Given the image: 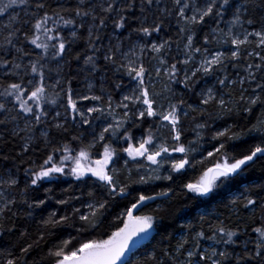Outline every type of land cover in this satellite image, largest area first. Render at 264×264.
Segmentation results:
<instances>
[{
	"label": "snow or ice",
	"instance_id": "1",
	"mask_svg": "<svg viewBox=\"0 0 264 264\" xmlns=\"http://www.w3.org/2000/svg\"><path fill=\"white\" fill-rule=\"evenodd\" d=\"M5 16L0 23V149L18 147L16 158L32 166L24 170L23 181L16 175L19 167L0 169V237L14 234L24 241L0 252V264H42L35 256L41 242L48 243L46 237L61 227L79 234L98 230L112 208L123 209L116 216L123 227L107 239L74 245L75 236L61 238L42 259L47 264H129L132 247L166 231L168 217L159 206L152 214H139L163 198L172 217L198 216V226L181 225L188 235L160 247L159 254L152 252L145 264H264V178L231 201L233 209L242 206L246 213L235 212L241 223L229 226L218 219L213 224L203 214L223 191L239 190L250 171L259 167L264 172V0H0V17ZM171 18L177 38L153 43ZM198 31L203 33L200 46L194 43ZM173 46L183 55L169 60ZM146 51L156 54L148 63ZM75 64L84 67L72 72ZM165 69V89L157 92L155 81L165 79ZM105 70L135 81L115 105L110 94H95L90 81L87 91L73 87L80 72L87 78ZM208 77L218 87H197ZM176 84L198 94V103L177 96ZM90 101L98 106H88ZM241 112L248 117L258 113L255 123L246 131L235 122L215 129L211 150L203 148L209 118ZM50 124L58 139L49 136ZM186 127L195 131V139L186 137ZM249 136L259 142L235 154L230 145ZM40 143L44 154L37 163L31 157ZM209 157L216 159L199 169L198 179H185ZM9 159L8 152L0 154V160ZM69 177L94 178L97 191L88 192L89 211L72 205L80 196L55 198L61 208L71 206V215L49 212L33 236L29 221L54 199L44 182ZM158 181L167 187L157 191ZM173 185L181 197L174 206ZM41 190L46 198L39 197Z\"/></svg>",
	"mask_w": 264,
	"mask_h": 264
},
{
	"label": "trees",
	"instance_id": "2",
	"mask_svg": "<svg viewBox=\"0 0 264 264\" xmlns=\"http://www.w3.org/2000/svg\"><path fill=\"white\" fill-rule=\"evenodd\" d=\"M57 2L58 0H52L53 4ZM59 2H64V0H59ZM6 20H7V16L0 17V23L6 22ZM64 31L67 32L68 30L65 29ZM177 31H178V27L176 20L175 18H171L164 22V28L160 36L153 37L151 38V40L153 43H163L164 40L166 39H176ZM207 31L208 29H204V33H206ZM126 36L127 33L122 35L121 39H125ZM202 40H203V33L198 31L194 43L196 44V46H200V44H202ZM139 42L146 43L145 40H140ZM180 43L182 47L183 41L181 40ZM125 45H127V41H125ZM27 47L31 49L34 46L27 45ZM39 51L40 50L38 49L36 50V52ZM144 55H145V62L148 63L149 62L148 58L150 56H155L156 54L146 51ZM182 55L183 53L177 52L175 50V46H173V51L168 58L169 60H172V57L182 56ZM197 60H199V54H197ZM151 63L155 64L156 62L151 61ZM83 67H84L83 64H75L74 67L72 68V72H76L77 69ZM235 74H236V70H232L230 72V75H235ZM162 76H164L165 79L155 81L157 92H160L165 89L166 76H167L166 69L162 72ZM89 81L94 85L93 91L95 94H105V95L110 94L112 97L113 105L119 103L120 100H122V96L124 94H128V92L135 87V81H131L126 75L123 77H118L111 72H107L106 70L97 72L94 76L87 78L85 72H80L77 79L73 81V87L74 89L81 92L87 91L86 85ZM117 81H120L122 83V87L120 89H116L115 87V83ZM213 86L218 87V85L216 84V80L213 77H208L205 80L201 81L200 85H197V87H213ZM172 87L177 96H183L189 103H198V94H193L192 92L186 90L182 84H176L173 85ZM102 89L105 91L102 92L101 91ZM94 105H97V102H91V101L88 102V106H94ZM52 110L54 112L55 107H53ZM60 110L62 111L63 109ZM117 111L122 112L123 109H118ZM256 115H258V113L254 112L253 117H248L241 112L239 115L233 113L232 115L226 116L223 119H219V120H213L209 118L208 127L202 130L205 141L202 142L203 148L207 150H211L213 142H210V138L215 129H220L226 125L235 122L237 127L244 128L246 131L247 127H251V124L255 123ZM197 119H204V117L197 116ZM106 122H107V118L101 123H106ZM192 123H193L192 121L187 122V124H192ZM49 128L51 129V131H49V136L58 139L59 138L58 134L56 133L55 129L52 128L51 124L49 125ZM69 128H71V122L69 123ZM43 130H44L43 127H41L39 131H43ZM143 131L146 133L147 129L145 128ZM163 134L167 136L166 132H164ZM37 135H39V133H37ZM135 135L139 137L141 135V130L137 129L135 131ZM185 135L186 137H190L192 139L196 138L195 131H192L190 128L187 127H186ZM64 142H67V140H65ZM257 142H259L258 139L249 136L247 137V139L237 142V144L234 146L230 145V147H234L235 154L240 155L244 151H246L248 147H250L252 144ZM16 143L17 141H13L14 145ZM42 148H43V144L40 143V148H38L37 151L34 154H32L31 157L32 160H35L37 163L41 162V157L44 154L42 151H40V149ZM3 152H8L11 156V159L6 161L0 160V169L6 166L9 169L15 170L17 167H19V171L16 172V175L21 178V181L25 180L26 177L24 176V170L28 167H31L32 165L28 163H22L20 159L16 158V152H19V148L17 147L15 148V151H12L11 148H9L7 145H4L2 149H0V154H2ZM176 155L179 156V154ZM203 155L206 156L207 152L204 151ZM57 156H59V153H57ZM26 158H27V154L25 156V159ZM125 158H127L126 154H125ZM215 159L216 157L207 158L206 160H204V163L202 165H198L197 169H192L188 171L185 179L189 181L198 179L200 176L199 169L200 168L206 169L207 167H211ZM134 163L135 162H132V164ZM131 166L132 165L130 164V167ZM262 178H264V172H262L259 167L250 171L245 177V182L243 184H240L239 190L232 189L229 191H223L221 196H219L215 201H213L210 205H208L206 209L203 210V214H205L207 216V219L213 224L217 223L218 219L225 220V222L229 226H234L237 225L238 223H241L240 218L235 214V212H239L241 216H245L246 213L243 212L242 206H240V208L233 209L231 207V201L236 197L242 196V194L249 187V185L261 182ZM93 180L94 178L86 179V182L76 181L74 178L69 177L68 179H61L54 184L44 182V187L52 188L53 190L52 195L54 196V199L49 201L45 209H37L36 212L38 213V215L34 218V221H29V224L32 225L31 231L33 236H35V233L38 230V226L40 224L41 218H46L49 212L56 211L58 214L62 212H67L69 215H71L72 213L71 206L61 208L60 205L55 203V198H60V197L68 198L69 196H73V195L80 196L81 199L72 201V205L76 207H80L82 212L87 213L89 209L87 208L86 204L90 200L88 196V192L97 191L95 185L93 184ZM20 187L21 188L23 187V183H21ZM154 187L158 191L162 187H167V182L158 181L156 182ZM173 187L176 189V198L173 202V206H174L180 202L181 197H180V189L176 185H173ZM38 195L39 197L46 198L43 190H41ZM158 206L159 208L164 210V214L168 217L165 221H163V225L166 228V231L160 233H153L151 236H149L147 240L138 248V250L129 258V264H145L146 258H149L152 252H157V254H159L160 247H167L169 243L175 244L182 237L188 235L186 230L180 227L181 225L193 224L195 226H198V220H199L198 216L181 213L179 216L172 217L170 215L171 206L167 203V198H163L152 202L150 207H145L143 212L139 214H152L157 209ZM122 211H123L122 208L110 209L107 215L104 217V222L102 223V225L99 227L98 230L79 234V233H75L74 228H70V227H61L56 229L57 235L46 237L48 243L41 242L42 250L39 252V255L35 256L36 260L42 261V264H47V260H43L42 258L46 256V252L52 246V243L58 242L59 239L61 238L68 239L72 236H75V239L73 240L74 245L80 242H86L87 240L107 239L112 232L116 231L120 227H123L122 221L116 218L117 214ZM250 223L251 221L248 222V224ZM248 224H245L244 226L247 227ZM205 229H207V225H205ZM168 234H171L172 236L171 241L167 239ZM22 243H24V241L20 239L18 235L7 234L5 237H0V252L6 249H13L14 246L18 247L19 244ZM202 243L205 247H207L210 242L205 240Z\"/></svg>",
	"mask_w": 264,
	"mask_h": 264
},
{
	"label": "water",
	"instance_id": "3",
	"mask_svg": "<svg viewBox=\"0 0 264 264\" xmlns=\"http://www.w3.org/2000/svg\"><path fill=\"white\" fill-rule=\"evenodd\" d=\"M134 215H136L137 213H133ZM140 242L138 244H136L134 247H132L131 249V253L130 254H127L128 255V259L131 257V255L137 251V249L140 247Z\"/></svg>",
	"mask_w": 264,
	"mask_h": 264
},
{
	"label": "rangeland",
	"instance_id": "4",
	"mask_svg": "<svg viewBox=\"0 0 264 264\" xmlns=\"http://www.w3.org/2000/svg\"><path fill=\"white\" fill-rule=\"evenodd\" d=\"M146 240V239H145ZM145 240H143L142 242H144Z\"/></svg>",
	"mask_w": 264,
	"mask_h": 264
}]
</instances>
